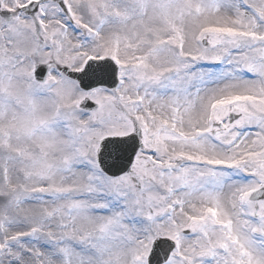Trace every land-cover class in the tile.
I'll return each instance as SVG.
<instances>
[{
    "label": "snow or ice",
    "instance_id": "obj_1",
    "mask_svg": "<svg viewBox=\"0 0 264 264\" xmlns=\"http://www.w3.org/2000/svg\"><path fill=\"white\" fill-rule=\"evenodd\" d=\"M0 264H264V0H0Z\"/></svg>",
    "mask_w": 264,
    "mask_h": 264
}]
</instances>
